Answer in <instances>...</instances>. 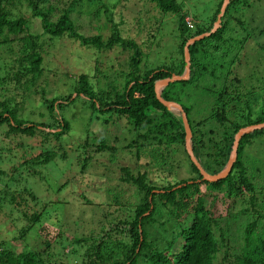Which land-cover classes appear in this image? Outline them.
<instances>
[{
  "label": "trees",
  "instance_id": "16d2710c",
  "mask_svg": "<svg viewBox=\"0 0 264 264\" xmlns=\"http://www.w3.org/2000/svg\"><path fill=\"white\" fill-rule=\"evenodd\" d=\"M15 1L21 0H0V44L15 40L21 52L33 50L22 67L29 76L24 80V90L35 87L41 76L42 57L36 48L42 49L43 43L55 37L75 40L96 52L112 47L131 50L128 71L118 89L98 87L97 66L90 80L87 74L78 73L71 91L64 96L56 93L46 98L51 90L35 87L41 99L39 107L46 111L45 122L16 117L15 106L0 102V124H7L10 132L52 135L59 142L67 129L60 110L75 100L88 104L91 115L109 113L125 118L131 125L133 137L126 146L144 167L139 166L133 173L121 166L118 179L135 187L137 201L122 218L101 214L105 222H97L95 235L70 238L71 256L76 254V246L82 249L76 264H264V128L240 137L236 158L224 178L203 181L185 152L180 114L158 102L153 91L156 81L182 74L185 42L211 28L222 0L216 1L205 25L199 26L191 19L193 28L189 29L183 21L187 15L181 14L175 0H142L162 15L175 14L178 31L175 59L146 68L140 66V46L121 36L117 26L122 21L108 19L112 30L103 41L98 35L76 32L70 13L79 0H69L59 10L52 0H23L40 23L39 33L30 34L27 21L9 11ZM256 1L259 0H229L217 28L188 45L187 79L170 82L160 90L163 100L179 104L185 112L192 154L210 175L225 165L239 128L264 122V24L250 26L241 17L242 9ZM8 69L7 65L0 69V84L6 77L8 80ZM13 74L19 76L21 72ZM95 147L105 149L102 143ZM108 148L113 151L112 146ZM52 155L45 151L40 160L30 163L45 164ZM87 160H81L83 167ZM183 169L185 177L180 176ZM218 195L228 198L231 207L235 203L238 207L229 209L224 216L213 215L211 200ZM13 198L12 194L10 201ZM84 202L91 203L87 199ZM114 203L119 205L116 200ZM26 220L19 237L38 222L39 214L32 212ZM153 227L158 231L156 237ZM2 244L0 241V264H63L51 261L49 255L44 257L48 253L43 250L13 253Z\"/></svg>",
  "mask_w": 264,
  "mask_h": 264
},
{
  "label": "rangeland",
  "instance_id": "374dc122",
  "mask_svg": "<svg viewBox=\"0 0 264 264\" xmlns=\"http://www.w3.org/2000/svg\"><path fill=\"white\" fill-rule=\"evenodd\" d=\"M175 1L181 6V14L203 26L217 0ZM68 2L52 0L56 10ZM117 2L79 0L70 13L76 32L83 36L98 35L104 41L112 30L108 19L117 23L120 20L122 22L117 27L123 39L133 40L142 49L140 66L154 67L160 62L174 60L178 40L177 16L173 13L162 15L152 4L142 0ZM10 8L11 14L22 16L27 21L30 34L39 33L40 23L32 17L23 0L15 1ZM242 10L241 17L250 26L264 24V0ZM10 41L0 44V69L6 65L9 67L8 80L6 77L0 84V102L15 106L16 117L45 122L46 111L39 107L41 99L34 92L35 87L44 86L51 90L46 98L56 93L64 96L71 91L78 73L87 74L90 80L97 66L95 83L98 87L118 89L124 73L128 71L127 62L131 54L128 48L112 47L96 52L92 47L80 46L75 40L55 37L43 43L42 49L40 46L36 48L42 57L41 76L35 87L29 86L24 90L27 87L24 80L29 76L22 67L27 64V57L33 50L28 48L21 52L16 41ZM19 71L21 75L13 74ZM196 99L200 103L198 97ZM60 112L67 121L61 142L52 135L43 136L37 132H10L7 124H0V241L13 253L43 250L48 253L44 257L49 255L51 261L76 264L82 249L76 246V254L71 256L69 250L73 245L70 238L95 235L97 222H105L101 215L105 212L110 214L107 217L114 214L121 218L127 216L137 196L135 187L118 179L121 176L119 168L127 166L134 173L136 168L141 166L143 169L144 165L142 160L136 161L132 157L131 147L126 146L133 133L125 118L109 113L91 115L88 104L78 100ZM99 143L105 149L96 150L95 145ZM110 146L113 151L108 150ZM45 151L53 153L45 164L30 163L31 160H40ZM85 157L88 160L83 167L81 160ZM180 176H187L184 169ZM12 194L14 198L10 201ZM85 199L91 203H85ZM210 207L213 215L224 216L238 205L235 203L231 207L228 198L218 195L211 200ZM32 212L39 214L38 222L19 237V231L27 223L26 216ZM152 231L156 237L157 229L153 227ZM162 242L160 240L159 245Z\"/></svg>",
  "mask_w": 264,
  "mask_h": 264
},
{
  "label": "water",
  "instance_id": "95a60500",
  "mask_svg": "<svg viewBox=\"0 0 264 264\" xmlns=\"http://www.w3.org/2000/svg\"><path fill=\"white\" fill-rule=\"evenodd\" d=\"M228 1L229 0H222L221 5H220L219 10H218V13L216 14V18H215V21L213 23L212 28H210L206 32L200 33L194 37L189 38L185 42V44L183 46L184 70H183L182 74L181 75L172 74L168 78H164L162 80L156 81L153 85V91L155 94V98L158 100V102H160L167 109H169L171 111L175 110L180 114L181 121L183 124V131H184V149H185V152L187 153L189 160L193 163V165L198 170V172L201 176V180L207 181V182H214V181L220 180V179L224 178L230 172L232 164L236 158V149H237V145H238V141H239L240 137L244 134L250 133L253 130H259V129L264 128V122L251 124V125H247V126L239 128L233 135L231 149L229 152V157H228L225 165L223 166V168L218 173L210 175V174H207L201 168V166L199 165V163L197 162V160L195 159V157L192 154V151L190 148L191 133H190V128H189L188 122L186 120L185 112L182 110V108L179 104H177L173 101L163 100L160 97V90L164 85H166L170 82L187 79V77L189 75V60H188V53H187L188 45L193 43L194 41L200 40L201 38L210 35L217 28V26L219 25L223 10L225 8V5L227 4Z\"/></svg>",
  "mask_w": 264,
  "mask_h": 264
},
{
  "label": "built area",
  "instance_id": "2783aa9c",
  "mask_svg": "<svg viewBox=\"0 0 264 264\" xmlns=\"http://www.w3.org/2000/svg\"><path fill=\"white\" fill-rule=\"evenodd\" d=\"M183 21H184L185 26H186L188 29H189V28H193L192 20H191L190 17L185 16V17L183 18Z\"/></svg>",
  "mask_w": 264,
  "mask_h": 264
}]
</instances>
